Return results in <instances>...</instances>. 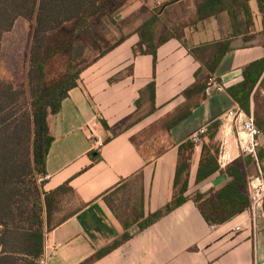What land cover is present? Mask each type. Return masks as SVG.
<instances>
[{
  "label": "crops",
  "instance_id": "1",
  "mask_svg": "<svg viewBox=\"0 0 264 264\" xmlns=\"http://www.w3.org/2000/svg\"><path fill=\"white\" fill-rule=\"evenodd\" d=\"M204 1L125 0L106 18L110 25L121 22L120 29L126 30L122 40L90 60L78 86L47 119L53 141L44 190L66 185L71 191L62 195L53 220L58 223L45 232L44 250L50 253L46 264H80L118 241L124 223L162 208L173 195L179 145L239 107L226 91L212 93L187 118L168 128L188 102L183 93L196 83V71L205 69L218 48L229 45L212 74L224 87L239 82L247 64L264 58V28L256 0L248 1L251 25L241 17L240 24H234L226 11L200 20L198 7ZM142 31L145 43L157 46L155 66L151 55L138 52ZM153 80L152 101L147 86ZM260 81L251 96L250 114L264 122ZM98 117L110 130L103 129ZM97 136L103 140L98 148ZM232 137L224 156L218 154L219 169L199 184L202 142L194 146L188 195H209L229 183L225 168L240 156ZM217 139L220 151L221 127ZM260 146L264 153V136ZM258 166L248 165L250 179ZM135 231L134 225L129 240L91 264H264V213L255 233L246 210L222 224L208 225L189 199Z\"/></svg>",
  "mask_w": 264,
  "mask_h": 264
},
{
  "label": "trees",
  "instance_id": "2",
  "mask_svg": "<svg viewBox=\"0 0 264 264\" xmlns=\"http://www.w3.org/2000/svg\"><path fill=\"white\" fill-rule=\"evenodd\" d=\"M248 1L205 0L198 7V18L201 20L226 11L234 24L239 25L241 17L251 25ZM256 1L264 28V0ZM124 2L125 0H0V55L2 38L12 30L18 19L33 23L26 68L21 81L17 85L0 78V264H37V259L43 253L45 232L58 223H54V215L60 211L62 195L71 189L62 185L49 192L44 190L46 160L53 141L47 119L49 115L59 112L62 101L68 97L71 89L78 86L80 74L89 64L81 61L80 45L86 49L85 38L91 34L90 30L96 29L103 18H111ZM144 35V31L140 32L138 52L151 55L155 66L157 46L145 43L147 40ZM121 40L122 37L113 45L104 47L97 56H103ZM228 50L229 45L226 43L213 52V60L204 65L207 74H204L201 67L196 71V83L183 93L188 102L183 111L173 117L168 128L187 118L192 108L206 98L207 80L213 77L215 68ZM58 57L65 59V69L55 79L47 80L46 68ZM259 81L263 85L264 58L247 64L242 69L241 80L224 88L239 108L250 114L251 96ZM147 88L152 92L153 101L154 80ZM253 117L264 136V122L256 114ZM98 121L104 130H110L102 117H98ZM220 125L218 120L206 127V133L202 137L196 184L219 169L217 136ZM107 141L108 139L105 140ZM193 149L194 145L190 140L178 147L171 200L138 221L124 223L125 231L118 241L80 264H91L102 258L133 236L131 229L134 225L135 233L142 231L189 199L194 201L208 225L222 224L246 210L251 202L247 167L255 162L254 158L240 154L225 168L230 178L229 183L209 195L194 193L190 196L188 170ZM256 157L260 169L264 171L261 146L256 150Z\"/></svg>",
  "mask_w": 264,
  "mask_h": 264
},
{
  "label": "built area",
  "instance_id": "3",
  "mask_svg": "<svg viewBox=\"0 0 264 264\" xmlns=\"http://www.w3.org/2000/svg\"><path fill=\"white\" fill-rule=\"evenodd\" d=\"M225 91L224 86L219 83L215 77H210L207 80L205 89L206 95L212 93H222ZM221 134L223 140L221 142L219 156H224L227 144L232 135V139L235 142L236 147L240 154L249 155L254 158L256 164V150L260 146V138L262 133L256 126L254 117L252 114H246L239 107L230 109L227 111L225 119L221 121ZM206 133V127H201L192 133L190 141L194 146H199L202 142V137ZM232 134V135H231ZM94 145L98 148L103 144L101 137H95ZM248 192L251 199L250 205L246 208V211L250 218L251 230L256 232V224L258 220L263 217L264 213V171L258 166L257 174L249 180ZM56 249H53L55 252ZM50 253L43 249L42 255L37 259V264H46L47 258Z\"/></svg>",
  "mask_w": 264,
  "mask_h": 264
},
{
  "label": "rangeland",
  "instance_id": "4",
  "mask_svg": "<svg viewBox=\"0 0 264 264\" xmlns=\"http://www.w3.org/2000/svg\"><path fill=\"white\" fill-rule=\"evenodd\" d=\"M32 22L19 19L14 28L8 32L2 39L1 59H0V78L5 81H11L18 85L21 81L26 68L27 54L29 50V36L31 33ZM110 21L103 18L100 24L91 34L86 36L87 48L80 45L81 61L87 64L104 47H108L120 38L124 29H120L121 22L110 25ZM79 48V49H80ZM66 61L64 58H55L46 68L47 80L55 79L65 69ZM17 88V86H15ZM143 150V149H142Z\"/></svg>",
  "mask_w": 264,
  "mask_h": 264
}]
</instances>
